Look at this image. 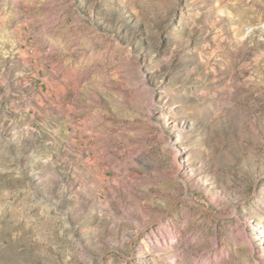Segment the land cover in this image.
<instances>
[{
	"label": "rangeland",
	"instance_id": "374dc122",
	"mask_svg": "<svg viewBox=\"0 0 264 264\" xmlns=\"http://www.w3.org/2000/svg\"><path fill=\"white\" fill-rule=\"evenodd\" d=\"M0 264H264V0H0Z\"/></svg>",
	"mask_w": 264,
	"mask_h": 264
}]
</instances>
